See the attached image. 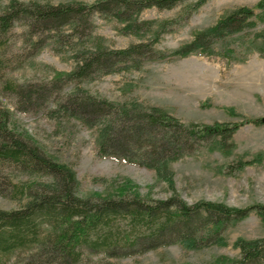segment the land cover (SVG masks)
Wrapping results in <instances>:
<instances>
[{
  "label": "trees",
  "instance_id": "1",
  "mask_svg": "<svg viewBox=\"0 0 264 264\" xmlns=\"http://www.w3.org/2000/svg\"><path fill=\"white\" fill-rule=\"evenodd\" d=\"M186 0H99L94 4L71 2L51 5L9 0L0 3V93L16 112L45 111L53 119H74L97 132V155L152 170L173 191L161 201L141 196L129 180L113 195L81 197L76 173L43 152L29 138L9 129L10 110H0V195L29 196L18 210L0 209V264H101L109 259L129 258L175 244L190 250L222 245V234L251 213L264 221V205L232 208L224 203L200 201L189 205L175 192L171 164L195 154L200 144L229 152V144L241 124H184L167 110L139 102L119 104L95 96L83 84L126 70H140L152 60L212 56L216 43L224 42L257 22L261 13L240 7L214 26L196 33L191 43L165 53L155 49L158 35L126 49L112 50L94 43L96 17L115 20L124 36L141 37L152 22L140 16L147 10H172ZM207 0H199L198 6ZM257 21V22H255ZM257 51L264 56V29L257 35ZM49 48L67 53L75 62L69 73L57 72L47 83H19L9 75ZM71 85L68 93L65 87ZM264 126V118L245 120ZM243 124V123H242ZM254 161L240 160L227 166L228 174L242 171ZM7 166V167H6ZM4 168L30 176L48 178L18 187ZM11 187V189H9ZM240 258L227 264H264V238L239 239ZM99 258L96 262L94 258ZM101 257V258H100ZM109 264V263H107Z\"/></svg>",
  "mask_w": 264,
  "mask_h": 264
},
{
  "label": "rangeland",
  "instance_id": "2",
  "mask_svg": "<svg viewBox=\"0 0 264 264\" xmlns=\"http://www.w3.org/2000/svg\"><path fill=\"white\" fill-rule=\"evenodd\" d=\"M8 1L0 0V3ZM20 1L90 5L99 0ZM198 1L186 0L172 10H145L140 18L152 22V25L141 37L124 36L119 32L121 25L118 22L96 17L94 43L122 50L158 35L155 49L171 53L191 43L196 33L214 26L233 10L248 7L257 14L261 13L257 7L261 0H207L201 6ZM263 29L264 24L257 22L256 27L228 38L223 51L215 43L212 56L194 54L187 58L152 60L144 63L140 70L103 76L82 86L92 95L122 105L139 102L165 109L187 125L241 124L229 143L231 147L227 154L213 148L212 141H205L195 154L171 164L175 192L189 205L200 201L224 203L237 209L264 205V126L244 122L264 118V56L256 49L257 35ZM74 66L75 62L67 53L58 56L47 48L20 69L6 72L19 83L42 84L50 82L57 72H71ZM71 89L69 85L63 93ZM1 94L0 110L11 112L9 129L22 138H29L48 156L69 166L77 175L81 197L113 195L127 180L143 197L161 201L172 197L173 191L168 183L159 180L154 171L125 161L100 158L95 130L74 119H53L43 110L16 112L11 101ZM240 160L254 161V164L228 174L226 167ZM3 171L6 178L18 187L48 181V178L30 176L11 168ZM27 202V195L17 198L0 195L1 210H18ZM260 238H264V221L256 213H251L223 232L222 245L190 250L175 244L129 258L109 259L101 264H227L240 258V250L235 247L237 240Z\"/></svg>",
  "mask_w": 264,
  "mask_h": 264
}]
</instances>
